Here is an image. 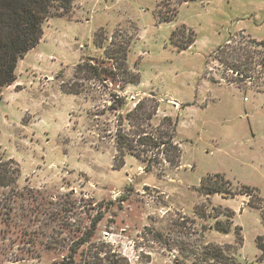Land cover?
<instances>
[{
  "label": "rangeland",
  "instance_id": "374dc122",
  "mask_svg": "<svg viewBox=\"0 0 264 264\" xmlns=\"http://www.w3.org/2000/svg\"><path fill=\"white\" fill-rule=\"evenodd\" d=\"M191 32L194 42L179 51ZM112 38L128 44L126 66L139 81L90 79L82 93H63L62 83L79 81L75 68L86 57L119 62L101 63ZM261 39L264 0H72L68 14L47 18L36 47L17 62L14 83L0 93V163L18 170L13 184L0 186V264L59 263L93 217L100 219L74 264H192L205 244L235 245L236 231L242 246L231 256L259 264L264 47L251 40ZM223 44L228 63L234 51L243 53L241 62L251 56V81L215 58ZM110 93L123 99L121 108L108 109ZM137 103L154 116L121 127L151 131L162 122L167 133L174 125L177 167L153 160L145 171L146 162L126 154L114 168L116 115ZM215 173L230 192L256 189L207 196L200 178ZM228 224L226 234L214 229Z\"/></svg>",
  "mask_w": 264,
  "mask_h": 264
},
{
  "label": "trees",
  "instance_id": "16d2710c",
  "mask_svg": "<svg viewBox=\"0 0 264 264\" xmlns=\"http://www.w3.org/2000/svg\"><path fill=\"white\" fill-rule=\"evenodd\" d=\"M187 1V0H183ZM72 0H0V93L2 88L10 86L14 83L15 69L17 62L28 51L36 47L41 35L43 22L53 15H65L71 11ZM175 11V10H174ZM175 13L166 18L164 21H171ZM182 30H186L182 25ZM176 30L171 31L172 35L176 34ZM183 36V33H181ZM195 38L194 35H188L187 39L180 38L182 42L178 50L188 48ZM252 43L260 47H264L263 40H251ZM96 45L102 46V40H96ZM227 44L218 46L215 51V58L220 60L227 69H231L236 76L242 80L251 81V74H247L248 71L254 74L255 69L249 67L251 63V56L246 57L245 62H241V55L243 53L232 54V63H228L221 56L225 54V48ZM128 44L126 42H116L114 38L110 40V44L104 46L103 54L106 59L101 60V63L112 59L119 61L115 65H100L92 64L91 59L86 57L81 63H78L75 68V78L79 81H73L72 84H61L60 89L63 93L77 95L84 91V83L82 81H88L95 79L98 82H107L109 79L114 81L115 78L121 79L124 83H137L139 77L133 74L126 66V55L128 51ZM258 64H260L258 62ZM262 66V64H260ZM84 76H79V75ZM81 77V78H80ZM111 104L108 109L111 111L117 110L124 104L123 99L116 94L110 93ZM155 114V109L146 111L142 104L137 103L135 108L125 114L122 117L121 114L117 116L118 128L115 131V150L116 154L113 158L114 168H121L124 164V156L130 154L133 157L145 163L144 170L150 171L152 168V161L157 160L155 164L166 162L168 165L177 167L181 156V151L177 143L174 142V125L169 124L171 131L165 133L162 132V122L158 127H155L151 131L139 130L134 132H128L123 126V121L126 119L128 122L131 120L141 122L144 120H150ZM165 120L170 122L169 117H165ZM6 165V163H3ZM0 163V186L7 187L15 182L16 174L18 170L15 168L8 169L3 167ZM201 187L205 190V194L212 195L214 193L234 194L240 193L252 195L255 191V187L243 186L245 192H230L225 186L229 182L224 178L223 174L215 173L214 175H205L200 178ZM99 217H93L90 221V226L86 229L85 237L82 241L72 244L69 247V253L66 257L57 264H74V255L77 253L78 246L86 243L93 235L96 225L99 221ZM218 232L224 234L230 231V225L226 227L216 226L214 228ZM240 231V229H239ZM242 237L238 231H236L235 245L226 244H213L208 243L204 245V248L195 258L192 264H239V262L231 256L230 251L235 248L236 245L242 246ZM261 236L255 239L256 248L260 251L261 255L257 258L260 264L264 257V244H260L259 240Z\"/></svg>",
  "mask_w": 264,
  "mask_h": 264
},
{
  "label": "crops",
  "instance_id": "0c3cea01",
  "mask_svg": "<svg viewBox=\"0 0 264 264\" xmlns=\"http://www.w3.org/2000/svg\"><path fill=\"white\" fill-rule=\"evenodd\" d=\"M261 40H263V39H261ZM263 260H264V257H263ZM263 260H262V261H263ZM261 263H262V262H261ZM261 263H260V264H261Z\"/></svg>",
  "mask_w": 264,
  "mask_h": 264
}]
</instances>
